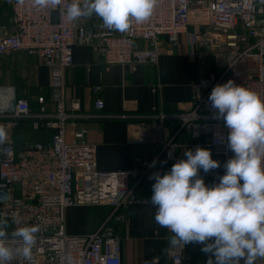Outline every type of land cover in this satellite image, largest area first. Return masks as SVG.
Returning <instances> with one entry per match:
<instances>
[{"label": "built area", "instance_id": "1", "mask_svg": "<svg viewBox=\"0 0 264 264\" xmlns=\"http://www.w3.org/2000/svg\"><path fill=\"white\" fill-rule=\"evenodd\" d=\"M6 1L12 9V30L2 26L0 60L22 53L49 66L53 108L49 110L42 101L33 109L27 99L0 107V126L8 133L0 145V215L11 223L18 214L20 226L39 225L32 264H123L119 233L126 224L125 211L146 202L136 192L140 183L153 182L148 179L153 172L163 173L168 164L186 159L178 153L184 146L179 136L191 135L192 150L207 145L227 148L228 129L212 118L209 107L212 88L231 79L264 97V4L259 0H158L147 22L119 33L105 29L95 15L70 22L58 10L36 8L32 0ZM70 2L65 0V9ZM189 31L196 45L214 57L220 72L195 83L191 102L179 113L150 115L152 122L139 126L138 142H146L154 128L162 136L154 156L138 159L131 170H100L95 145L66 138L67 122L75 116L70 110L80 109L79 101L67 107L65 95V71L73 66L74 47L96 41L107 64L154 65L165 50H177L181 35ZM95 107L103 109L104 101L96 99ZM22 120H29L35 130H54L51 141H27L18 147L12 132ZM169 122L176 125L170 135ZM154 159L157 164L149 167ZM76 206H105L110 212L93 232L69 234L67 210ZM171 235L168 231L167 264H185L184 246L171 247Z\"/></svg>", "mask_w": 264, "mask_h": 264}, {"label": "crops", "instance_id": "2", "mask_svg": "<svg viewBox=\"0 0 264 264\" xmlns=\"http://www.w3.org/2000/svg\"><path fill=\"white\" fill-rule=\"evenodd\" d=\"M11 16L8 2L0 0V33L2 26L12 30ZM191 32L181 35L178 49L165 50L154 65L107 64L96 41L74 47L73 66L65 71V95L67 107L79 101L80 109L70 110L75 116L67 122L66 138L69 142L82 138L95 145L100 170H131L138 159L154 156L162 136L154 128L146 142H138L139 126L151 123L150 115L179 113L191 102L193 85L220 72L214 57L196 45ZM96 87H100L99 91ZM99 98L104 101L101 110L95 107ZM18 99H27L33 109L44 101L52 111L51 68L36 57L13 53L0 60V107L11 106ZM168 127L169 135L175 132L174 122H169ZM53 134L54 130L45 127L33 129L29 120H22L12 132L18 147L27 141L50 142ZM179 138L184 146L178 153L184 155L194 141L188 133ZM204 147L210 148L213 159L221 162L219 169L207 175L201 171L210 185L218 182L216 175L224 174L223 164L233 153L227 148ZM171 166L168 164L167 171ZM153 183H140L138 197L150 200ZM155 211L147 202L125 211L126 224L120 226L119 233L123 264H167L168 230L155 222ZM109 212L105 206L69 208L67 231L93 232ZM183 258L185 264H206L207 260L200 246L193 244L184 246Z\"/></svg>", "mask_w": 264, "mask_h": 264}, {"label": "clouds", "instance_id": "3", "mask_svg": "<svg viewBox=\"0 0 264 264\" xmlns=\"http://www.w3.org/2000/svg\"><path fill=\"white\" fill-rule=\"evenodd\" d=\"M158 0H32L38 9L58 10L68 21L97 16L109 31L127 33L147 22ZM264 4V0H259ZM212 118L228 129L227 149L218 182L206 184L200 175L221 167L210 148L184 152L166 172H153L155 222L172 235L171 247L199 245L206 264H257L264 260V97L233 80L217 84L208 97ZM8 133L0 126V145ZM169 158L172 153L169 152ZM153 160L149 167H155ZM160 163H167L162 161ZM0 215V264H32L39 225L20 226ZM12 225L14 230L9 231Z\"/></svg>", "mask_w": 264, "mask_h": 264}, {"label": "rangeland", "instance_id": "4", "mask_svg": "<svg viewBox=\"0 0 264 264\" xmlns=\"http://www.w3.org/2000/svg\"><path fill=\"white\" fill-rule=\"evenodd\" d=\"M193 28L191 27V30H192Z\"/></svg>", "mask_w": 264, "mask_h": 264}]
</instances>
